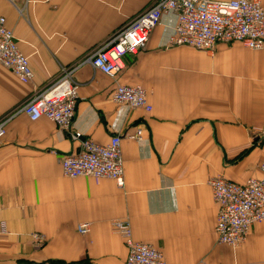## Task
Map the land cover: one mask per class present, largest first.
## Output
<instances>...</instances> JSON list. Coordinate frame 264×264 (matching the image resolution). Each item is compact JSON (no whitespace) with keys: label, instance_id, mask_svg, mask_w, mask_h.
Wrapping results in <instances>:
<instances>
[{"label":"crops","instance_id":"crops-1","mask_svg":"<svg viewBox=\"0 0 264 264\" xmlns=\"http://www.w3.org/2000/svg\"><path fill=\"white\" fill-rule=\"evenodd\" d=\"M151 0H0V15L29 60L20 80L0 64V264H125L113 221L159 249L165 264H264V220L237 246L219 243L213 176L244 182L264 161V49L219 41L212 49L171 45L176 13L165 12L145 46L123 56L116 75L86 57ZM264 2V0H262ZM78 86L73 139L20 104L63 67ZM117 84L144 88L151 110L111 99ZM123 136V185L69 177L61 157L82 138ZM87 222L80 233L78 223ZM43 235V240L34 234Z\"/></svg>","mask_w":264,"mask_h":264},{"label":"built area","instance_id":"built-area-1","mask_svg":"<svg viewBox=\"0 0 264 264\" xmlns=\"http://www.w3.org/2000/svg\"><path fill=\"white\" fill-rule=\"evenodd\" d=\"M168 11L175 12L177 17L168 39L171 45L212 49L219 41H239L251 49H264L262 0H151L118 28L108 43L93 50L85 61L106 74L116 75L123 67V56L143 48L161 15ZM0 64L22 81H28L33 76L28 57L20 51L2 15ZM79 64L63 67L54 81L25 99L18 110L31 120L46 117L67 129L73 139H80V132L72 129L78 86L71 79L72 71ZM111 99L145 110L152 108L144 88L139 85L117 84L111 91ZM9 117L0 118V142ZM123 136L139 138L141 129L113 134L104 144L82 138L77 151L62 155L60 163L63 174L69 177L89 176L95 180L106 177L114 179L119 186L123 185L120 148ZM260 168V176L249 177L244 182L218 175L209 180L212 198L217 205L215 233L219 243L237 246L246 239L253 223L264 220V161ZM113 224L127 247L125 264H165L159 249L133 238L127 221L116 219ZM76 229L86 233L88 223H78ZM34 237L43 240L36 234Z\"/></svg>","mask_w":264,"mask_h":264},{"label":"rangeland","instance_id":"rangeland-1","mask_svg":"<svg viewBox=\"0 0 264 264\" xmlns=\"http://www.w3.org/2000/svg\"><path fill=\"white\" fill-rule=\"evenodd\" d=\"M215 46V45H214ZM195 48V47H194ZM196 49H202V48H196ZM263 221V220H262ZM37 236H41L42 237V239H43V235L42 234H40V233H38V232H36L35 233ZM36 239H40V238H36Z\"/></svg>","mask_w":264,"mask_h":264},{"label":"bare ground","instance_id":"bare-ground-1","mask_svg":"<svg viewBox=\"0 0 264 264\" xmlns=\"http://www.w3.org/2000/svg\"><path fill=\"white\" fill-rule=\"evenodd\" d=\"M217 215V214H216ZM216 224V223H215ZM248 235V234H247ZM217 238V237H216Z\"/></svg>","mask_w":264,"mask_h":264}]
</instances>
